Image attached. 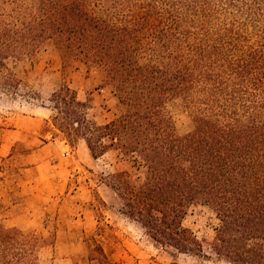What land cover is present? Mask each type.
<instances>
[{
	"label": "trees",
	"instance_id": "16d2710c",
	"mask_svg": "<svg viewBox=\"0 0 264 264\" xmlns=\"http://www.w3.org/2000/svg\"><path fill=\"white\" fill-rule=\"evenodd\" d=\"M47 44L100 68L119 104L98 123L63 83L49 98L53 136L131 162L107 184L155 246L264 264V0H0V87L20 84L7 59H33ZM176 100L193 118L185 135ZM196 203L219 219L210 241L183 223ZM48 243L0 220V264H51ZM90 251L115 264L99 243Z\"/></svg>",
	"mask_w": 264,
	"mask_h": 264
},
{
	"label": "rangeland",
	"instance_id": "374dc122",
	"mask_svg": "<svg viewBox=\"0 0 264 264\" xmlns=\"http://www.w3.org/2000/svg\"><path fill=\"white\" fill-rule=\"evenodd\" d=\"M20 79L16 90L0 87V220L9 227L36 231L49 243L43 256L51 264H99L90 246L102 245L115 264H229L155 246L139 224L122 212L108 186L111 173L131 170L116 150L94 158L84 140L53 136L47 119L50 95L63 83L90 103L89 114L104 123L118 113V98L103 71L79 59L64 61L45 45L33 59H7ZM2 77H0V81ZM178 134L193 130L185 103L169 105ZM184 225L210 241L219 219L208 206L192 204ZM173 251L175 254H173ZM93 255V256H92Z\"/></svg>",
	"mask_w": 264,
	"mask_h": 264
}]
</instances>
